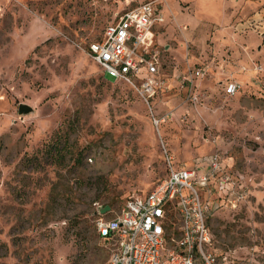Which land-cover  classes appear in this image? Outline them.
<instances>
[{
    "label": "rangeland",
    "instance_id": "obj_1",
    "mask_svg": "<svg viewBox=\"0 0 264 264\" xmlns=\"http://www.w3.org/2000/svg\"><path fill=\"white\" fill-rule=\"evenodd\" d=\"M147 1L165 16L154 107L172 119L159 129L87 52ZM198 68L192 90L184 77ZM230 81L239 95L224 94ZM166 154L199 175L220 155L247 197L235 210L211 198L209 251L216 264H264V0H0V264H105L101 210L111 219L153 190Z\"/></svg>",
    "mask_w": 264,
    "mask_h": 264
},
{
    "label": "built area",
    "instance_id": "obj_2",
    "mask_svg": "<svg viewBox=\"0 0 264 264\" xmlns=\"http://www.w3.org/2000/svg\"><path fill=\"white\" fill-rule=\"evenodd\" d=\"M161 10L159 2L147 1L122 12L117 22L106 28L103 38L87 48L106 76L136 91L158 129L172 119L169 112L158 114L154 107L161 89V58L154 50L155 31L165 23ZM204 76V69H194L184 77V83L193 90L196 80ZM242 91L238 81L224 86L228 97ZM190 102H201L198 93H191ZM166 161L167 177L146 196H130L111 219L99 214L97 232L114 244L105 264H216L209 251L211 198L225 193L227 206L235 210L246 200L247 190L224 167L219 154L206 159L209 170L200 175L195 169L173 167L168 154Z\"/></svg>",
    "mask_w": 264,
    "mask_h": 264
},
{
    "label": "water",
    "instance_id": "obj_3",
    "mask_svg": "<svg viewBox=\"0 0 264 264\" xmlns=\"http://www.w3.org/2000/svg\"><path fill=\"white\" fill-rule=\"evenodd\" d=\"M33 112V108L27 104H21L19 108V114L27 115ZM111 210L110 206H107L104 210H101L100 214L104 215Z\"/></svg>",
    "mask_w": 264,
    "mask_h": 264
},
{
    "label": "crops",
    "instance_id": "obj_4",
    "mask_svg": "<svg viewBox=\"0 0 264 264\" xmlns=\"http://www.w3.org/2000/svg\"><path fill=\"white\" fill-rule=\"evenodd\" d=\"M161 29V25L160 26H158V28L156 29V31H155V34H156V32L158 31V30H160ZM224 89V88H223ZM240 94V93H239ZM239 94H237V95H239ZM211 156V155H210ZM199 166H201V167H203V168H207L208 170H209V165H208V163L206 162V161H200L199 162V165H198V167ZM179 168H181V167H179ZM178 169V168H177ZM207 170V171H208ZM207 171H205V172H207ZM205 172H203V173H205ZM218 201V200H217Z\"/></svg>",
    "mask_w": 264,
    "mask_h": 264
},
{
    "label": "trees",
    "instance_id": "obj_5",
    "mask_svg": "<svg viewBox=\"0 0 264 264\" xmlns=\"http://www.w3.org/2000/svg\"><path fill=\"white\" fill-rule=\"evenodd\" d=\"M101 238V237H100Z\"/></svg>",
    "mask_w": 264,
    "mask_h": 264
}]
</instances>
